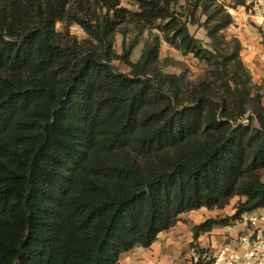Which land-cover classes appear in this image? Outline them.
Listing matches in <instances>:
<instances>
[{
  "label": "trees",
  "instance_id": "obj_1",
  "mask_svg": "<svg viewBox=\"0 0 264 264\" xmlns=\"http://www.w3.org/2000/svg\"><path fill=\"white\" fill-rule=\"evenodd\" d=\"M132 1L0 0V264H119L181 214L241 197L193 226L207 254L202 232L264 208V96L223 7ZM202 6L212 48L189 29ZM146 30L137 61V39L117 52L119 33ZM162 41L205 62L197 84L164 70Z\"/></svg>",
  "mask_w": 264,
  "mask_h": 264
},
{
  "label": "rangeland",
  "instance_id": "obj_2",
  "mask_svg": "<svg viewBox=\"0 0 264 264\" xmlns=\"http://www.w3.org/2000/svg\"><path fill=\"white\" fill-rule=\"evenodd\" d=\"M121 6L127 8L130 11H138L137 6L132 0H119ZM182 5H186V0H181ZM212 5V3H211ZM217 5L223 7V15L228 17L226 23L228 27L225 30V34L228 39L232 36H237L242 43L241 57L245 64L249 68L253 82L260 88L261 93L264 96V28L260 26V18L250 13L246 0H216L215 4L210 8V13L215 14ZM215 20L221 18V15H214ZM207 16L205 15L204 6L196 10L193 14V20L195 24H189L190 31L199 39H201L205 45L212 48V40L207 36V30L203 26ZM58 28L61 29L62 25L58 24ZM72 34L76 35L79 39H84L87 35L83 28L74 24L70 27ZM149 30H146L141 35L134 32H129L124 37L121 33L116 36L115 48L117 52L122 53L124 42L126 45H130L136 39L138 40L133 48L131 59L137 61L144 48L145 41L148 37ZM156 32V29L152 30ZM160 62L164 70L168 73H177L183 77L184 82L197 84L202 77L206 74L207 66L205 62H202L195 58L192 54L183 55L181 50L175 46H171L165 41H162L160 50ZM114 64L123 72H128L129 68L120 61H115ZM241 200V197H234L231 203L224 209H207L205 215L201 217L219 218L231 216L236 212V203ZM199 211L193 210L180 215V220H184L186 224L193 226L197 225L196 222L201 224L205 220L199 218ZM179 220V221H180ZM178 221V222H179ZM193 221V222H192ZM195 222V224H194ZM244 222L237 221L231 225L232 228L237 230ZM244 231V230H243ZM194 233V232H193Z\"/></svg>",
  "mask_w": 264,
  "mask_h": 264
},
{
  "label": "crops",
  "instance_id": "obj_3",
  "mask_svg": "<svg viewBox=\"0 0 264 264\" xmlns=\"http://www.w3.org/2000/svg\"><path fill=\"white\" fill-rule=\"evenodd\" d=\"M205 210L207 208L198 209L200 219L207 220L206 217H201L205 215ZM254 212L264 213V208ZM250 214L251 212H246L243 217ZM241 222L245 224H241L237 230L231 226H214L210 232H202L197 241L199 248L212 257L219 247L234 244L243 230H246V222ZM186 223L180 220L172 229L160 233L148 248L137 246L123 253L119 264H188L194 250V233L192 225Z\"/></svg>",
  "mask_w": 264,
  "mask_h": 264
},
{
  "label": "built area",
  "instance_id": "obj_4",
  "mask_svg": "<svg viewBox=\"0 0 264 264\" xmlns=\"http://www.w3.org/2000/svg\"><path fill=\"white\" fill-rule=\"evenodd\" d=\"M246 5L264 28V0H246ZM242 218L246 230L234 244L219 247L212 257L194 248L188 264H264V213L252 211Z\"/></svg>",
  "mask_w": 264,
  "mask_h": 264
}]
</instances>
